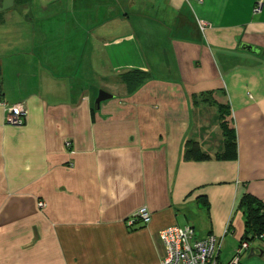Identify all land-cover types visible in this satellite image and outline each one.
Returning <instances> with one entry per match:
<instances>
[{
  "label": "crops",
  "instance_id": "crops-1",
  "mask_svg": "<svg viewBox=\"0 0 264 264\" xmlns=\"http://www.w3.org/2000/svg\"><path fill=\"white\" fill-rule=\"evenodd\" d=\"M82 45L105 65L97 86ZM99 89L112 98L97 107ZM2 103L26 110L22 125ZM245 194L264 202V0H14L0 12V264H159L172 226L216 236L217 264L247 236L241 264H264ZM140 208L149 223L128 231Z\"/></svg>",
  "mask_w": 264,
  "mask_h": 264
},
{
  "label": "built area",
  "instance_id": "built-area-1",
  "mask_svg": "<svg viewBox=\"0 0 264 264\" xmlns=\"http://www.w3.org/2000/svg\"><path fill=\"white\" fill-rule=\"evenodd\" d=\"M259 5L255 11H259ZM5 109V123L11 126H20L27 114L26 110L19 104L1 105ZM66 146H70L66 143ZM39 207L43 203H38ZM151 215L146 208H140L134 217L126 221L129 228L136 226L137 222L148 224ZM225 229L224 234H227ZM159 239L164 245V257L159 264H217L220 241L214 235L198 238L190 226H172L158 233ZM248 242L242 241L233 251L231 260L227 264H241V255L248 248Z\"/></svg>",
  "mask_w": 264,
  "mask_h": 264
},
{
  "label": "trees",
  "instance_id": "trees-1",
  "mask_svg": "<svg viewBox=\"0 0 264 264\" xmlns=\"http://www.w3.org/2000/svg\"><path fill=\"white\" fill-rule=\"evenodd\" d=\"M141 80L142 79L138 80V84L141 83ZM225 122L226 121L223 122V127L225 130H227V135H228V132L231 129H229L227 122L224 126ZM229 133L231 134V132H229ZM228 146H230L228 148L230 151L229 150L226 151V153L223 154L224 156L219 157L220 159H223V160L233 159V156L229 155V154L234 153L235 141L233 140V138L231 140H229ZM231 149H233V150H231ZM191 152H192V150H187L185 152V154H184L185 160H190V159L192 160L193 159V160L201 161V160L209 159V157L204 156L203 154L199 155V153H198V157H193V155H191ZM239 207L242 210L244 217H245L244 219H245L246 233H248V234L250 233L254 237L264 240V202L254 198L248 194H245L242 197V199L240 200ZM138 224H139V222H137L136 225H138ZM209 235H212V234H209ZM242 241L248 242V237L247 236L244 237L240 242H242Z\"/></svg>",
  "mask_w": 264,
  "mask_h": 264
},
{
  "label": "rangeland",
  "instance_id": "rangeland-1",
  "mask_svg": "<svg viewBox=\"0 0 264 264\" xmlns=\"http://www.w3.org/2000/svg\"><path fill=\"white\" fill-rule=\"evenodd\" d=\"M66 18H68V16H66L65 15V19ZM57 20V22H63V21H59V20H63L61 17L60 18H56ZM69 32V31H68ZM87 31H85V33H86ZM84 33V34H85ZM85 48L86 47H84V45H82V50H81V52H80V54H79V59L82 57V53H83V51L85 50ZM93 54V49H92V47H90V46H87V49L85 50V54H84V56H85V58L87 59V63H86V67L87 68H90V69H88L87 70V81L89 80V79H92L93 80V82H95V83H93L94 84V86H97L98 85V82H97V80H96V78H97V76H98V68L99 69H102V73L104 74V68H105V65L102 63L100 66L98 65L99 63L98 62H94L93 61V56H91ZM105 70H106V68H105ZM92 77V78H91ZM100 91H102L101 89H99ZM98 90V91H99ZM105 90L107 91V92H109V93H111V94H115L114 92V90L113 89H111L110 87H106L105 88ZM97 91V92H98ZM98 94H99V92L96 94V97L98 96ZM95 97V98H96ZM213 111H209V115L208 116H210V114L212 113ZM223 112V114H224V116H225V118H227V117H229V115L228 114H226V111H222ZM216 114V113H215ZM213 115V114H212ZM227 119H225V121H226ZM225 124H226V122L224 123V126H225ZM146 225L147 224H142V223H139L138 225H136L135 227H132V228H129V227H127V230L128 231H135V230H139V229H144L145 227H146ZM195 234L197 235V233L195 232ZM118 262H120V259H116ZM131 262H133V259H131L130 260Z\"/></svg>",
  "mask_w": 264,
  "mask_h": 264
},
{
  "label": "water",
  "instance_id": "water-1",
  "mask_svg": "<svg viewBox=\"0 0 264 264\" xmlns=\"http://www.w3.org/2000/svg\"><path fill=\"white\" fill-rule=\"evenodd\" d=\"M14 4V0H2V3L0 5V12L8 10L9 8H11ZM240 50H244L247 51L249 53H259V50H257L255 47L251 46V45H247V44H241L239 46ZM112 96L104 91H99V94L97 96V99L95 100V104L97 105V107H99L100 103L111 99Z\"/></svg>",
  "mask_w": 264,
  "mask_h": 264
}]
</instances>
